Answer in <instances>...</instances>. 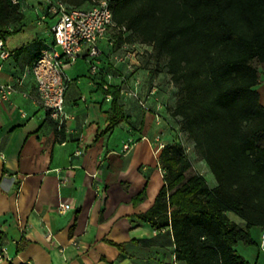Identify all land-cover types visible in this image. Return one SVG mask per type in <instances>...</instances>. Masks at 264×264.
<instances>
[{"label": "crops", "instance_id": "1", "mask_svg": "<svg viewBox=\"0 0 264 264\" xmlns=\"http://www.w3.org/2000/svg\"><path fill=\"white\" fill-rule=\"evenodd\" d=\"M21 1L24 20L18 32L0 38L9 53L0 56V83L15 87L0 104V243L5 249L0 264H185L175 259L170 227L153 228L137 218L151 209L164 185L158 162L163 149L153 152L156 138L168 146L184 136L170 115L174 98L160 81L162 72L145 64L151 46L123 42L129 57L114 64L105 41H99L103 53L94 61V75L83 48L65 70L68 118L58 135L29 72L38 51L52 40L53 19L39 21V0ZM107 87L120 89L124 115L111 130L106 128ZM257 92L264 106V85ZM124 144L130 145L126 151ZM59 204L69 209L59 212ZM228 213L230 221L245 227ZM262 231L249 230L255 246L235 247L249 264H260L264 256L257 248Z\"/></svg>", "mask_w": 264, "mask_h": 264}, {"label": "trees", "instance_id": "2", "mask_svg": "<svg viewBox=\"0 0 264 264\" xmlns=\"http://www.w3.org/2000/svg\"><path fill=\"white\" fill-rule=\"evenodd\" d=\"M59 1L82 9L95 3ZM109 2L116 45L151 46L145 64L169 77L170 115L216 181L210 188L198 173L185 179L191 161L181 143L165 146L158 157L164 185L151 209L137 218L153 228L170 227L177 261L249 264L235 247L255 246L250 228L264 229V106L255 89L258 69L252 66L256 61L264 77V0ZM23 20L21 0H0V38L18 32ZM103 92L111 97L106 127L111 130L124 120L120 89ZM53 129L64 133L62 125ZM228 212L245 227L230 221Z\"/></svg>", "mask_w": 264, "mask_h": 264}, {"label": "built area", "instance_id": "3", "mask_svg": "<svg viewBox=\"0 0 264 264\" xmlns=\"http://www.w3.org/2000/svg\"><path fill=\"white\" fill-rule=\"evenodd\" d=\"M42 7V14L39 21L43 22L51 17L53 23L49 25L51 42L42 47L33 60L29 72L33 76L35 83V94L39 104L45 110L49 119L55 121L58 128L68 118L64 113L65 93L68 88L69 80L65 70L72 65L79 52L85 48L90 62V73L92 75L98 72L96 59L103 53L99 48L98 42L104 40L110 49V61L114 64L124 62L129 53L122 44L117 46L113 33L112 12L109 0H95L94 5L88 9L67 6L59 0H39ZM118 29V28H117ZM124 32V28H119ZM119 48L123 49V54L119 53ZM0 56L6 58L9 53L3 49L0 41ZM15 87L10 83H0V104L9 101ZM150 93H154L151 90ZM132 96H135L133 94ZM111 99L110 95H106ZM140 106L145 108L144 102H139ZM146 140L145 137L142 138ZM158 142L153 150L157 155L165 145L156 138ZM129 144L123 145L126 151ZM77 156L80 151L75 153ZM163 173V172H162ZM69 209L67 204H59L57 210L64 212ZM258 249L264 254V231L260 235ZM5 259V249L0 243V261Z\"/></svg>", "mask_w": 264, "mask_h": 264}, {"label": "rangeland", "instance_id": "4", "mask_svg": "<svg viewBox=\"0 0 264 264\" xmlns=\"http://www.w3.org/2000/svg\"><path fill=\"white\" fill-rule=\"evenodd\" d=\"M22 2V1H21ZM22 6V4H21ZM131 49V48H130ZM252 66L256 67L258 69V75H259V82L261 84H258L255 89L256 90H260L262 88V85H264V77H262V68L261 66H259V64H257L256 61H253L252 62ZM169 77L164 73L162 72L161 73V78H160V81L163 83V86L164 88H168L171 92V94L173 95L174 94V89L171 85V83L169 82ZM166 84H168V87L166 86ZM170 93H169V96H170ZM174 98V96H173ZM264 98V97H262ZM179 142L181 143V146H182V149L184 150V155L191 161V168L189 169V171L186 173V176H185V179H187L189 176H191L192 174H197V173H200L207 185L209 187H213L216 185V181L213 177V175L211 174V172L208 170L207 166L204 164V162L198 160L196 158V155L193 153V146H190L191 145V142L187 141L185 136H183ZM260 145L261 146H264V141H261L260 142ZM228 216L231 220H234L235 222H238L240 223L241 220L238 216H236L235 214L233 213H228ZM244 245V244H242ZM241 247L239 246V248L237 249L238 252H241L240 251ZM239 255H241L240 253H238ZM242 256V255H241ZM260 264H264V256H260Z\"/></svg>", "mask_w": 264, "mask_h": 264}]
</instances>
